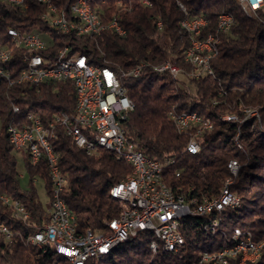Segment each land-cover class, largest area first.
Listing matches in <instances>:
<instances>
[{
	"label": "trees",
	"instance_id": "trees-1",
	"mask_svg": "<svg viewBox=\"0 0 264 264\" xmlns=\"http://www.w3.org/2000/svg\"><path fill=\"white\" fill-rule=\"evenodd\" d=\"M94 7L105 21L117 19L126 34L119 36L110 30L99 36L54 34L53 53L69 46L72 54L85 55L89 64L117 73L135 105L134 112L123 122L127 137L152 160H175L165 169L164 180L188 201L201 202L218 196L231 177L227 165L236 160L240 169L231 189L240 198V207L221 214L216 234L205 229L209 221L206 218L182 220L181 232L186 243L177 254H154L150 248L153 234L142 233L109 256L87 264L198 263L202 253L231 246L235 229L250 233L256 242L264 241V9L248 14L237 0H95ZM43 13L44 8L33 1L28 8L0 1V34L6 38L10 27L22 32L51 31L42 19ZM221 14L232 15L234 23L220 36L219 54L211 62L214 77L191 78V66L185 61L191 39L181 23L188 18H204V35L215 33ZM158 22L162 23L161 30ZM169 61L181 69L175 80L153 71L155 66ZM141 64L146 68L139 77L124 76ZM23 85L27 83L14 87L0 83V197L23 202L33 221L31 227L23 225L0 200V222L15 232L11 243L0 236V264H67L53 250L44 251L25 241L50 220L51 187L45 185L49 198L45 207L33 181L45 179L47 170L43 163L32 167L25 153L21 154L31 183L28 188L21 187L7 130L14 120L18 127L27 124L29 112L39 115L44 123L61 112L73 114L76 90L72 82ZM13 105L20 106L18 115L13 114ZM173 105L179 111L197 112L213 122L214 130L200 139L199 154L187 152L189 136L179 134L169 120L167 113ZM246 109L257 112L260 121L245 119ZM227 115L245 120L242 124L228 123L223 121ZM53 146L60 168L70 181L63 198L74 211L80 229L103 232L105 222L121 213L122 205L111 196V190L131 174V166L108 152L88 156L61 127L57 128ZM212 222L209 230H213ZM238 262L236 259L229 264ZM255 264H264V252Z\"/></svg>",
	"mask_w": 264,
	"mask_h": 264
},
{
	"label": "built area",
	"instance_id": "built-area-1",
	"mask_svg": "<svg viewBox=\"0 0 264 264\" xmlns=\"http://www.w3.org/2000/svg\"><path fill=\"white\" fill-rule=\"evenodd\" d=\"M36 2L44 8V11H63L61 21L45 20L47 24L59 26L66 35L73 32H94L101 35L105 31L114 33L123 32L124 26L100 27L102 17L99 20V28H90L86 23L87 6L84 0H9L11 2H23L24 8H28L30 2ZM246 6V13L256 14L264 9V0H238ZM146 3V2H144ZM180 7L185 11L183 5ZM204 18H188L182 21L181 26L191 39V48L185 53V61L191 66L190 77L200 79L205 76L214 77L211 61H204V54L210 51L208 41H196L200 23ZM234 23L232 15L223 16V32L227 33ZM161 22L157 27L161 30ZM13 37L20 40L23 48L21 60H14L9 42H5L3 34H0V48L8 47L9 55L0 56V83H8L13 86L16 70H25L24 61L33 59L35 72H30L27 85L38 87L39 78H47V83L72 82L76 90V107L73 114L61 112L49 123H44L42 118L29 112L28 117L34 118V135H27V130L18 129L17 121H12L8 127L9 142L13 149L25 153L32 167H38L42 163L47 170V177L43 179L45 185H50V220L39 227L34 233L29 234L25 241L44 251L50 246H57L62 253L72 256V264H87L93 260L96 253L110 248L114 242L124 238H135L144 233V229H158L163 245H155L152 241L150 248L154 254L178 253V249L185 246V238L181 232V215L192 214L197 218H206L209 221L205 225L207 231L213 234L217 230H209V223L221 221L220 216L226 209H233L240 202V198L231 189L234 179L238 176L240 165L234 160L235 176L228 179L226 196L204 198L201 202L188 201L184 196L175 193L164 180V171H161L162 163H175L174 159L165 161L152 160L143 152L137 150L134 143L127 137L123 122L134 112L135 105L127 95L126 88L113 86V79H120L111 68L104 67L92 70L85 65L80 54H72L71 47L67 46V54H59V50L53 53L55 41L47 33L39 30L22 32L17 28L10 27ZM46 37V38H45ZM26 46H34V53H26ZM219 53H216V57ZM146 68L135 67L133 78L141 75ZM154 70H163L174 80L181 73V69L173 62L158 65ZM102 91H110L109 99H102ZM20 106L13 105V114L18 115ZM245 119L255 118V115H246ZM167 116L181 135H188L189 142L187 152L197 155L201 151L200 139L214 127L210 119H202V116H190L185 111H179L173 105ZM245 119H236L228 123L242 124ZM61 127L65 134L70 137L78 148L85 151L90 157L107 154V148H122V155H113L118 160L124 161V157L135 160V168H131V174L120 183L116 184L117 194L128 199V207H122L123 220H111L105 222L103 232L93 230L91 241H83V231L80 229L77 217L63 198L69 186V179L63 174L53 141L57 138V128ZM85 133H92L106 142V149H92V144L85 140ZM41 140V150H33V141ZM177 176H180L178 173ZM158 193H167V201H159ZM1 202L9 206L15 218L23 221V225L31 227L33 216L28 207L22 203H13L8 196H1ZM134 202H141V211H134ZM214 217V219H211ZM14 229L4 228L0 224V236L6 243L13 241ZM64 237H71V244H64ZM231 238L240 239V246L226 247L216 252H204L200 256V262L194 264H229L238 259V264H255V260H261L260 249H264L262 241L253 243L251 234L235 229Z\"/></svg>",
	"mask_w": 264,
	"mask_h": 264
},
{
	"label": "bare ground",
	"instance_id": "bare-ground-1",
	"mask_svg": "<svg viewBox=\"0 0 264 264\" xmlns=\"http://www.w3.org/2000/svg\"><path fill=\"white\" fill-rule=\"evenodd\" d=\"M3 3L9 4V0H0ZM45 2H53V0H45ZM237 2L240 4L241 8L246 12V6L241 5V2L237 0ZM95 0H84V6H87V13L86 14V23L90 28H99V20L97 17H102L95 9L94 7ZM11 5L13 6H19L24 7L23 2H11ZM230 14H221L218 18L217 23V30L215 33H209L204 35V30L207 26V21L200 23L199 32L196 34V41H208L209 42V49L210 51H206V54H204V61H211L213 58L216 57V53H219V44H220V36L223 32V16H228ZM43 18H46V20H53V21H61V18H63V11H56L50 12V11H44ZM44 20V19H43ZM45 21V20H44ZM162 24V23H161ZM51 28V31H47L44 33H47L49 37H51L55 41L56 35H66L65 31H62L59 29V26H53L51 24H48ZM122 26L117 19L113 18L109 21H105L102 17L100 20V27H111V26ZM162 28V25H161ZM56 34V35H54ZM119 36H124L126 34V30L123 29V32H117ZM73 35L77 37H83L86 35H96L94 32H73ZM5 42H9L10 49H12V57L14 60H21L23 57V48H21L20 40L17 39V37H13V31L11 29L7 30V35L5 38ZM191 43V42H190ZM191 48V45H190ZM26 53H34V46H26ZM59 54H67V46L59 49ZM9 55V48L8 47H1L0 48V56H6ZM85 61V65H88V68H91L92 70H99L101 67L91 65L88 62V59L85 55H81ZM164 65V64H162ZM139 67H143V64H141ZM24 68L25 70H17L16 77L13 79V86L16 84L21 83H27V78H30V72H35V63L33 59H26L24 61ZM155 73H158L160 75L166 74L163 72V70H154ZM134 74V69L129 72V75ZM43 84H47V78H39L38 79V86H41ZM113 86H121V80L120 79H113ZM110 98V91H102V99H109ZM246 115H255L257 117V112L251 109L244 110ZM18 113H20V110H18ZM190 116H201L197 112H186ZM225 120L229 121H236V119H239L236 115H227L224 117ZM202 119H206L202 116ZM257 119V118H255ZM28 123L25 125H21L18 127V129H25L27 130V135H34V118L28 117L27 118ZM210 124L214 127L213 122L210 120ZM85 140H87L90 144H92V149L96 150H104L106 149V142L103 141L101 138H97L95 134L92 133H85ZM33 150H41V140H34L33 141ZM107 152L112 155H122V148H107ZM124 161L131 166V168H135V160L131 157H124ZM172 165V163H162L161 164V171H165L166 168H169ZM228 170L231 173V176H235V166H234V160H231L228 165ZM228 189V179L226 180L221 193L219 196H226ZM111 196L118 200L122 207H128V199L123 198L121 194H117L116 192V185L111 190ZM13 200V199H12ZM158 200L159 201H167V193H158ZM13 203H22L21 201H14ZM240 207V202L235 206L233 209H237ZM134 211H141V202H134ZM71 212H74L71 210ZM189 217H195V215L192 214H182L181 215V221L189 218ZM124 219V212H121L119 217L113 219V220H123ZM23 222V221H22ZM1 226L4 228H9L6 225L2 224L0 222ZM220 227V221H213L212 222V228L213 230H216ZM144 233H152L155 240V245H163V238H160V232L158 229H144ZM93 237V230L88 229L86 231H83V241H91ZM251 238L252 235H251ZM131 238H124L123 240L119 242H114L110 246L109 249L96 253L93 257V260H100L107 256H109L115 249L119 248L121 245L128 242ZM232 245L229 247H236L240 246V239L238 238H232L231 241ZM253 243H260L256 242L253 239ZM64 244H71V237H64ZM262 244H264V241H262ZM53 250L58 256H61L64 260L67 261V264H72V256L69 253H62V250L58 248L57 246H50L48 247V250ZM181 249H178V252H180ZM264 252V249H260V257H262ZM260 260H255V263L259 262ZM200 262V259L198 263ZM197 263V262H195ZM194 264V263H193Z\"/></svg>",
	"mask_w": 264,
	"mask_h": 264
},
{
	"label": "rangeland",
	"instance_id": "rangeland-1",
	"mask_svg": "<svg viewBox=\"0 0 264 264\" xmlns=\"http://www.w3.org/2000/svg\"><path fill=\"white\" fill-rule=\"evenodd\" d=\"M46 38V37H45ZM258 114V113H257ZM258 121H260V116L259 114L257 115ZM14 155L16 157L17 160V167H18V171L20 173V184L22 188H28L30 187V183H31V176L27 170V165L26 162L23 158V155L20 152L15 151ZM34 184L35 187L38 191L39 197H40V201L42 202V204L47 207L48 203H49V198L46 192V188H45V183L42 179L40 178H35L34 179Z\"/></svg>",
	"mask_w": 264,
	"mask_h": 264
}]
</instances>
